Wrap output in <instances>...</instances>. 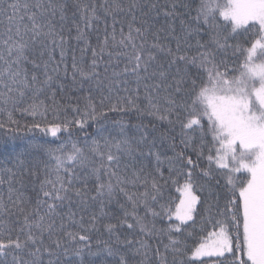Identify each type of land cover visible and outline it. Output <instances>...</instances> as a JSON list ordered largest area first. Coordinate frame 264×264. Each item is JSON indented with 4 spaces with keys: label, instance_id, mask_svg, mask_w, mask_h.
I'll return each instance as SVG.
<instances>
[{
    "label": "snow or ice",
    "instance_id": "1",
    "mask_svg": "<svg viewBox=\"0 0 264 264\" xmlns=\"http://www.w3.org/2000/svg\"><path fill=\"white\" fill-rule=\"evenodd\" d=\"M3 114L0 264H264V0H0Z\"/></svg>",
    "mask_w": 264,
    "mask_h": 264
},
{
    "label": "trees",
    "instance_id": "2",
    "mask_svg": "<svg viewBox=\"0 0 264 264\" xmlns=\"http://www.w3.org/2000/svg\"><path fill=\"white\" fill-rule=\"evenodd\" d=\"M197 2H198V0H197ZM118 51H123V50H118ZM57 56H58V53H57ZM118 59H119V67L123 68L124 64L127 62L126 57L122 55ZM69 66H70V57H69ZM128 80H129L130 87H135V85L133 83V78L131 76L128 77ZM141 95H143L142 89H141ZM14 118L21 120V123H23L25 120L31 119V117H22L21 114L18 112L14 114ZM129 119H131V122H133V123L136 122L135 117H131ZM0 120L6 121L7 120V114L0 115ZM5 131H6V129H0V137H4ZM21 138H23V139H21ZM34 138H37L40 142H42L45 139L41 133H38V132L28 133L27 131H21L17 135V139H16L15 143L18 146H20V145L26 146L27 141L34 139ZM46 139L54 140V138H52V137H47ZM58 143H60V141H54L53 146H55V144H58ZM165 175H167L166 171H165ZM141 190H143V189H141ZM169 197H178V193H176L174 187H169V188L165 189V199H168ZM197 220H199V218H197ZM197 231H198V229H197ZM192 242H193L192 240L189 241V243H192Z\"/></svg>",
    "mask_w": 264,
    "mask_h": 264
}]
</instances>
